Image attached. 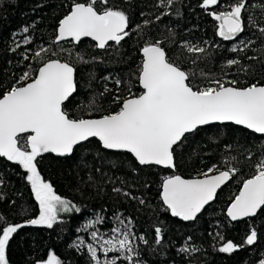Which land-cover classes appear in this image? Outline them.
<instances>
[{"label": "trees", "instance_id": "1", "mask_svg": "<svg viewBox=\"0 0 264 264\" xmlns=\"http://www.w3.org/2000/svg\"><path fill=\"white\" fill-rule=\"evenodd\" d=\"M72 2L0 0V97L13 86H20L25 72L34 76L44 62L60 59L76 69L77 91L64 105L65 110L71 118H99L119 110L117 96L122 101L142 92V48L154 42L161 43L170 62L190 74L194 85L210 86L214 80L226 85L236 81L237 87L264 85V34L249 24L252 19L264 25V0H248L242 13L245 30L234 40L218 35L219 22L210 13L225 10L235 0H221V4L207 9L201 6L202 0H175L171 7L160 6L159 0H109L108 6L128 16L131 34L120 44L103 49L89 40L79 45L54 42L59 21L68 14ZM97 6L104 7L99 2ZM25 27L28 33L23 32ZM26 37L30 43H24ZM189 46L205 51L190 52ZM42 48L51 51H41L36 57ZM233 59L239 63L229 66L227 62ZM174 157L175 172L141 167L131 155L107 152L96 140L78 147L70 158L38 157L41 176L53 184L58 195L81 209L79 213L61 214L52 228L26 223L39 216V203L23 167L0 158V229L7 224L25 225L9 241V264H37L51 252L64 264H94L86 249L73 245L87 221L97 215L104 217L101 227L106 231L117 215L131 219L135 234L147 240L138 244L142 264H259L264 259V210L239 223H232L226 213L243 182L256 174L257 163L264 159V137L233 125L209 126L187 135L175 148ZM213 167L237 171L195 222L173 218L161 199L165 178H203L202 173ZM114 188L121 192H114ZM157 227L163 237L159 244ZM253 228L257 240L247 245L246 237ZM227 241L238 245L237 250L220 252ZM186 242L198 251H180Z\"/></svg>", "mask_w": 264, "mask_h": 264}, {"label": "snow or ice", "instance_id": "2", "mask_svg": "<svg viewBox=\"0 0 264 264\" xmlns=\"http://www.w3.org/2000/svg\"><path fill=\"white\" fill-rule=\"evenodd\" d=\"M98 2L104 5L102 9L97 6ZM174 2L159 0L160 6L167 7ZM108 4L109 0H73L70 11L59 21L54 42L71 39L79 43L81 38L91 37L101 49L110 41L120 44L131 34L127 30L129 19L123 10L114 9ZM219 4L221 0H202L201 6L207 9ZM247 5L248 0H235L225 10L210 13L219 22L218 35L224 40H234L244 32L242 13L247 10ZM249 24L256 25L259 32L264 34V25H257L252 19H249ZM23 32L28 33L29 28L25 27ZM24 43H30V38L26 37ZM41 51L51 49L42 48L35 53L36 57L41 56ZM188 51L204 52L205 49L189 46ZM142 54L139 83L143 91L122 101L117 96L115 99L120 104L119 110L96 119L71 118L65 110V102L76 92V69L71 63L60 59L44 62L34 76L30 71L25 72L20 78V86H13L0 97V157H6L8 161L23 167L39 203V216L28 220L27 224L52 228L61 214L81 211L73 201L58 195L53 184L41 176L37 158L44 153L69 156L76 146L91 138H98L103 149L131 153L140 165L174 168L175 148L183 143L186 134L194 133L201 126L233 122L264 134V85L253 83L247 87H237L236 81L226 85L214 80L210 86L200 87L192 83L189 73L169 61L160 42L146 44ZM53 55L58 53L53 52ZM227 63L231 66L239 61L233 59ZM116 83L120 84V81ZM236 171L235 168L218 171L213 167L202 173L203 178L168 176L162 184L163 204L172 216L195 221L215 198L217 189L230 180ZM213 172L217 174H210ZM113 191L119 193L121 189L114 188ZM260 210H264V159L257 163L256 174L243 182L239 194L227 209V215L236 221L254 217ZM0 220H3L2 216ZM114 220L117 223L110 230L111 234L101 232L97 226L104 223V217L97 215L82 229L85 232L93 229L89 232L92 242L78 238L73 247L86 249L94 264H118L120 260L137 264L135 258L140 254L136 240L144 243L147 240L132 231L130 218L117 215ZM24 226L7 224L0 229V264H9V241ZM155 231L156 243L159 244L163 238L161 229L157 227ZM191 239L189 237L188 241ZM256 240L257 231L253 228L245 243L253 245ZM238 247L227 241L218 250L232 253ZM180 251L196 252L198 249L186 242ZM110 253L119 255L110 257ZM37 264L64 262L55 252H51ZM259 264H264V259Z\"/></svg>", "mask_w": 264, "mask_h": 264}, {"label": "water", "instance_id": "3", "mask_svg": "<svg viewBox=\"0 0 264 264\" xmlns=\"http://www.w3.org/2000/svg\"><path fill=\"white\" fill-rule=\"evenodd\" d=\"M86 40L92 41L93 43H95V44L98 46V42L95 41V40H93L91 37H83V38H81V40H80L79 43H76V42L72 41L71 39H68V40H65V41H61V42H59V43L73 42L75 45H79L80 43H82L83 41H86ZM112 43H115V42L110 41V42L108 43V45H109V44H112ZM108 45H107V46H108ZM141 54H142V53H141ZM166 56H167V55H166ZM142 57H143V54H142ZM75 81H76V72H75ZM140 88L142 89L141 85H140ZM76 91H77V88H76ZM142 91H143V89H142ZM75 94H76V92H74L73 95H72L71 97H69V100H70L71 98H73V97L75 96ZM69 100L66 101L65 104H67V103L69 102ZM92 119H96V118H92ZM216 125H220V126H224V125H233V126H235V127H239V128L246 129V130L250 131L251 133H254V134L258 135V136L264 137V134L255 133L253 130L247 129L246 127H244V126H242V125H236V124L233 123V122H225V123L214 122V123L209 124V125L201 126V127H199L197 130H199V129H201V128L209 127V126H216ZM197 130H196V131H197ZM196 131H195V132H196ZM195 132H194V133H195ZM191 134H193V133H191ZM191 134H186V136H187V135H191ZM23 135L26 136V135H28V134H23ZM93 140H96L97 142H99V143L101 144V142L98 140V138H91L89 141L83 142L81 145L76 146V148L74 149V151H75L78 147H80V146H82V145H84V144H86V143H89L90 141H93ZM104 150L107 151V152H110V153H126V154H129V155H131V156L133 157V159L138 163V161L135 159V157L133 156V154L128 153V152H126V151H116V150H106V149H104ZM74 151H73V153H72L71 155H69V156H63V157H61V156H58V155H56V154H54V153H44V154H42L41 157L48 156V155H52V156H54V157L62 158V159H64V158H70V157H72V155L74 154ZM0 158L7 160L6 157H0ZM7 161H8V160H7ZM174 162H175V157H174ZM138 165L141 166V167H157V168L164 169V170H171V171H173V172H175V170H176V165H175L174 168H166V167H164V166H158V165H150V166H146V165H140L139 163H138ZM213 175H214V174H213ZM182 178H183V177H182ZM184 179H187V178H184ZM192 179H194V178H192ZM231 180H232V176H231V179H230V180L226 181L224 184L221 185L220 188L217 189V192H216V196H215V198H214L212 201H210L209 204H207V205L205 206V208L202 210V212H201L200 214H198L197 218L200 217V216L203 214V212H204V211H205L210 205H212V204L216 201V198H217L219 192H220L223 188H225V187L231 182ZM161 193H162V190H161ZM165 206H166V205H165ZM260 211H261V210H260ZM260 211H258L257 215L254 216V217H245V218H241V219L236 220V221L231 220V218L228 217V215H227V217H228V219H229L232 223H239V222H243V221H246V220H249V219H252V218L257 217L258 214L260 213ZM226 214H227V213H226ZM171 216H172V215H171ZM172 217L175 218V219H178L179 221L184 222V223H193V222H195V221L197 220V219H196L195 221H184V220H182V219L179 218V217H174V216H172Z\"/></svg>", "mask_w": 264, "mask_h": 264}, {"label": "rangeland", "instance_id": "4", "mask_svg": "<svg viewBox=\"0 0 264 264\" xmlns=\"http://www.w3.org/2000/svg\"><path fill=\"white\" fill-rule=\"evenodd\" d=\"M89 221H91V220H89ZM89 221H87V223H88ZM87 223H86V224H87ZM116 223H117V222H116L115 220L112 221V228L116 225ZM132 225H133V223H132ZM97 227L100 229L101 232H108L109 234H111V233H110V230H111L112 228H111L110 230L106 231L105 229H102L101 225H98ZM92 230H93V229H89L87 232H85V231H81L82 233H81V235H80L79 238H83V239H85L86 242H92V241H91V238H90V236H89V232L92 231ZM132 231L134 232L133 227H132ZM134 233H135V232H134ZM136 236H137V235H136ZM139 241H140L139 239L136 240V244H137V245L139 244ZM137 250H138V249H137ZM109 255H110V257H111V256H113V255H119V254H118V253H110ZM135 259L137 260V264H142L141 261H140V259H139V257H137V258H135ZM118 264H129V262H128V261H124V260H120V261H118Z\"/></svg>", "mask_w": 264, "mask_h": 264}]
</instances>
